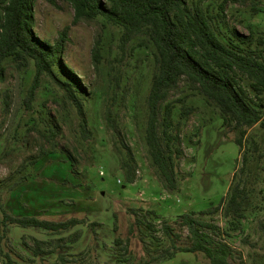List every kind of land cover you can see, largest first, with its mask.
<instances>
[{
    "label": "rangeland",
    "instance_id": "obj_1",
    "mask_svg": "<svg viewBox=\"0 0 264 264\" xmlns=\"http://www.w3.org/2000/svg\"><path fill=\"white\" fill-rule=\"evenodd\" d=\"M221 1L189 3L201 4L221 40L236 39L230 31L235 27L245 34L252 31L253 47L263 46L257 39H264V0H226L223 9ZM33 10V28L39 36L54 41L66 28L59 57L64 68L57 63L54 77L42 75L32 100H26L33 61L7 58L4 62L5 75L0 81V202L12 213L51 219L83 217L84 223L74 227L81 233L70 250L89 247L99 262L113 260V248L119 252L113 246V236H128L129 222L137 211L152 208L156 214L149 217L155 227L161 228L167 220L178 234L177 244L188 245L191 240L180 214L192 212L220 227L218 234L205 229L230 248L228 264H264V127L258 123L249 127L243 148H239L232 139L234 132L225 134L215 101L181 76L165 100L173 102V133L181 150L173 157L175 186H168L152 164L145 141L146 97L157 68L155 48L147 34L132 37L123 51L118 46L121 27L103 16L74 21V10L67 0H34ZM96 47L98 61L93 55ZM67 73L79 79L74 92L82 102L89 135L81 132L76 106L58 81L65 80ZM238 81L254 97L249 77L241 75ZM262 96L264 109V93ZM181 101L193 107L184 117L179 115ZM128 151L134 157L132 181L126 179L121 166ZM238 179L249 188L243 216H225L222 206L209 210ZM91 220L101 222L98 239L88 225ZM149 233L151 230L143 227L141 236L152 244L149 247L169 244L164 235L156 243ZM9 234L24 255L33 237L48 236L46 230L33 226H11ZM137 236L130 235L129 243L134 264L146 254L144 240ZM151 264H208V260L202 252L177 251L174 257Z\"/></svg>",
    "mask_w": 264,
    "mask_h": 264
},
{
    "label": "trees",
    "instance_id": "obj_2",
    "mask_svg": "<svg viewBox=\"0 0 264 264\" xmlns=\"http://www.w3.org/2000/svg\"><path fill=\"white\" fill-rule=\"evenodd\" d=\"M67 1L73 7L74 21L100 15L108 22L119 25L121 31L118 46L123 51L132 37L140 33L147 34L153 43L157 68L152 73L146 97L147 115L144 132L152 164L158 174L167 181L168 186H175L173 157L178 156L181 150L178 146V136L173 133V102L165 100L169 90L177 85L181 76L196 83L208 98L215 101L220 111L222 126L227 130L225 134L233 131L232 139L239 148H243L244 136L249 127L256 123L264 127L262 107L264 44L261 47L252 46V31L245 34L232 27L230 31L236 39L230 37L229 41L225 42L214 31L211 16L206 13L201 4L197 2L190 5L189 0ZM225 2L226 0L221 1L220 8L223 9ZM33 4L34 0H0V81L5 75L4 62L7 58L17 62L32 60L34 74L27 89L26 100H32L42 75L48 74L54 77L53 67L57 63L64 68L59 57L64 49V39L67 35L64 28L59 31L54 41L39 36L33 28ZM220 16L224 17V14L220 13ZM257 40L264 43L263 37L259 36ZM93 55L98 61L97 47ZM241 75L249 77V86L254 97L239 83L238 78ZM58 81L64 87L67 97L76 106L81 132L89 135L82 102L74 92V86L79 84V79L74 73H67L65 80ZM192 110L191 105L181 101L180 117L187 116ZM110 112L108 109V120L112 119ZM242 158L245 162L247 159L245 152ZM132 161L134 157L128 151V157L121 162L128 181L134 179L135 168ZM248 193L249 188L246 183L238 179L229 188L226 196L221 197L219 202L209 210H217L222 206L225 216L242 217ZM137 213L133 221L129 222L128 236H113V246L119 250L117 252L113 248V260L99 262L97 255H93L89 247L76 252L70 250L72 243L81 233L79 228L74 227L84 223L83 217L51 219L34 214L12 213L5 204L0 202L1 263L134 264L129 248L130 235L137 236L136 234L139 233L137 238L144 240L146 254L139 257L138 264H151L169 259L177 251L202 252L208 264H228L230 248L225 243L216 241L211 234V232L220 233V227L217 224L201 220L192 212H182L180 220L186 226L191 240L188 245H179L175 241L178 234L167 220L163 222L161 228L155 227L153 219L149 217L156 214L154 209L148 208ZM100 223L97 220H91L88 223L94 233V239L99 238L97 226ZM11 226L39 227L46 230L48 236L33 237L31 244H27L28 253L24 255L11 242L9 234ZM143 227L151 230L149 235L157 240L156 243H159L160 236L164 235L166 239H169V244L160 248L161 244H158L156 249L149 247L151 243L148 244L141 236ZM116 228L115 214H113L112 230L115 231Z\"/></svg>",
    "mask_w": 264,
    "mask_h": 264
},
{
    "label": "crops",
    "instance_id": "obj_3",
    "mask_svg": "<svg viewBox=\"0 0 264 264\" xmlns=\"http://www.w3.org/2000/svg\"><path fill=\"white\" fill-rule=\"evenodd\" d=\"M98 231V230H97ZM174 257V256H173ZM170 259V258H169ZM103 262V261H102Z\"/></svg>",
    "mask_w": 264,
    "mask_h": 264
}]
</instances>
